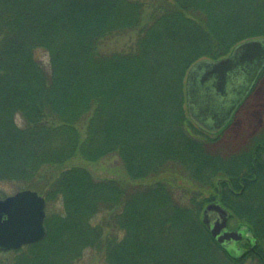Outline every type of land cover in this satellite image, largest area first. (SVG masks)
<instances>
[{
    "label": "trees",
    "instance_id": "trees-1",
    "mask_svg": "<svg viewBox=\"0 0 264 264\" xmlns=\"http://www.w3.org/2000/svg\"><path fill=\"white\" fill-rule=\"evenodd\" d=\"M259 38L264 0H0V182L47 201V237L12 264H75L88 250L106 264H264V131L215 152L186 110L193 65ZM112 157L128 183L69 165ZM214 201L252 241L231 253L212 238Z\"/></svg>",
    "mask_w": 264,
    "mask_h": 264
},
{
    "label": "water",
    "instance_id": "water-1",
    "mask_svg": "<svg viewBox=\"0 0 264 264\" xmlns=\"http://www.w3.org/2000/svg\"><path fill=\"white\" fill-rule=\"evenodd\" d=\"M264 71V38L248 40L218 60L197 62L187 78L190 118L211 133H219L248 97ZM47 201L38 191L25 189L0 199V253L17 251L47 237ZM231 211L221 201L209 203L202 221L218 244L229 250L253 240L252 230L229 228Z\"/></svg>",
    "mask_w": 264,
    "mask_h": 264
},
{
    "label": "rangeland",
    "instance_id": "rangeland-1",
    "mask_svg": "<svg viewBox=\"0 0 264 264\" xmlns=\"http://www.w3.org/2000/svg\"><path fill=\"white\" fill-rule=\"evenodd\" d=\"M143 2H150V0H141ZM136 40V33L129 35L120 40L114 41L111 43L110 48L112 49H123L125 47L131 46ZM187 100V93H186ZM186 110L187 103H186ZM188 117L190 118L189 114ZM191 119V118H190ZM194 127H196L200 132L204 133L207 136H213L214 140L210 145V150L215 152H221L223 154H230L233 151L239 150L248 144L252 138L264 131V76L258 81L254 89L247 98L246 104L236 113L232 122L226 127V129L220 133H211L205 130L199 123L195 120H191ZM21 123V121H20ZM217 136V137H215ZM214 141V142H213ZM70 166H83L93 173L97 178L101 179H112L116 181H121L128 183V177L123 169V166L117 157L107 158L100 161L99 163H87L82 160H74ZM188 182L178 175V182L176 188L173 190H178L177 197L183 199L187 196L188 188L190 185H187ZM25 190L22 189L18 184L12 182H0V195L2 198L15 195L17 192ZM193 191V189H192ZM207 195L201 197L200 199L206 198ZM209 197V196H208ZM60 204L56 206V211L60 210ZM98 223L102 225L110 224L112 225V220L109 219V215L104 213L99 216ZM114 225V224H113ZM231 228H240L235 222H230L229 225ZM109 231V229H107ZM118 230V229H117ZM123 237L124 233L116 231V235ZM13 255L8 253L0 254V264H12L11 259ZM75 264H106L101 253L96 250L86 251L82 257L75 262ZM244 264H253L250 260H247Z\"/></svg>",
    "mask_w": 264,
    "mask_h": 264
},
{
    "label": "flooded vegetation",
    "instance_id": "flooded-vegetation-1",
    "mask_svg": "<svg viewBox=\"0 0 264 264\" xmlns=\"http://www.w3.org/2000/svg\"><path fill=\"white\" fill-rule=\"evenodd\" d=\"M246 104V101L244 100L240 105H239V107L237 108V110L235 111V113L236 112H238L244 105ZM234 113V114H235ZM216 137V136H215Z\"/></svg>",
    "mask_w": 264,
    "mask_h": 264
}]
</instances>
